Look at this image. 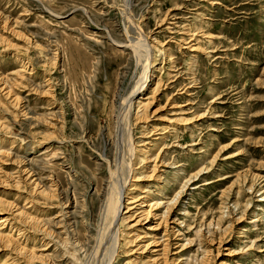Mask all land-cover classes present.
Returning a JSON list of instances; mask_svg holds the SVG:
<instances>
[{
  "label": "rangeland",
  "instance_id": "rangeland-1",
  "mask_svg": "<svg viewBox=\"0 0 264 264\" xmlns=\"http://www.w3.org/2000/svg\"><path fill=\"white\" fill-rule=\"evenodd\" d=\"M125 1L0 0V264H106ZM131 4L155 50L112 264H264V0Z\"/></svg>",
  "mask_w": 264,
  "mask_h": 264
},
{
  "label": "bare ground",
  "instance_id": "bare-ground-1",
  "mask_svg": "<svg viewBox=\"0 0 264 264\" xmlns=\"http://www.w3.org/2000/svg\"><path fill=\"white\" fill-rule=\"evenodd\" d=\"M124 6H125L124 7V16L126 17V18L125 17L124 18L128 19V24H130L132 27H134V30L136 29L137 36H138L137 40L135 41L136 43H134V41L132 42V40L128 34L129 28L124 27L123 31H124L125 38H126V42L124 43V47L129 49L132 53L129 66H134L135 70H137L138 76H135V71L134 72H128L127 71V73L121 77V79H120L121 82L119 83L120 87H122L124 85V83L127 79H129V80L131 79L132 81H134L133 79L135 77L136 78H135V82L133 83L134 85L132 86L130 92L127 95H124V97H122L120 95L122 91L124 92V88H119L118 93H117L118 100L116 103V109L114 107V109H115V111H114L115 118L114 119H115V124H116V127H115V129H116V131H115L116 132L115 133V135H116L115 153L113 155V158L110 159V161H109L110 163L107 161V163H109L111 165L112 171L110 173V177L108 179L107 186L105 187V196L107 198L105 197V201H104L105 203H111L110 216H111V220H112V222L110 221L111 222V224H110L111 227L109 230L110 238L109 239L107 238L109 241L108 243L110 245V248L108 247L109 252H108V259L105 262L106 264H112V258L115 254L116 243H117L116 242L117 241V232H118L117 221L125 219V218L121 217V215H120L121 214L120 211H121V207H122V197L124 196V190H125V186H126L127 182L129 181V176L134 175V172H135V169L132 167V163L136 160V153L138 151H137L135 144L132 141L131 137L133 136L134 128H136V123L140 122V120H143L146 118L145 117V111H146L147 105L149 103V102H146L145 104H142L139 100L134 102L133 96L135 93L144 92L146 90V89H143L144 86L146 87L147 84L150 82V79H151L150 69H151V63L153 62L151 50H155V47H153L152 44L149 42V39L147 38V36L144 33V31L142 30V28L138 25H135V23L133 21L134 19L132 18V14H131V10H132L131 0H126ZM190 41H192V40H190ZM54 54H55L54 55L55 58L53 59V62H56V55H58V52L55 50ZM107 72H108V78L107 79L109 80V82H107L108 83L107 84L108 85L107 86L108 91H106V90L105 91H106L107 95H110V93H111L110 92V85H112V77L114 75V72H113V69H107ZM44 82L47 83L50 81H48V79H46V80H44ZM156 88H158V86ZM125 90H126V88H125ZM0 91L1 92L5 91L6 98L12 97V91L6 82H4L2 85L0 84ZM157 91H158V89H157ZM52 92H55V90L51 91V87H50L46 91L47 94H45V93L44 94L48 96V95H51ZM153 92H156V89H154ZM141 100H147V97H142ZM135 109H136V112L134 113ZM132 117H134V123L132 122L133 121ZM153 130L157 131L160 129H159V127H154ZM106 160H108V157L106 158ZM133 165H134V163H133ZM36 186L37 185H35V188H36ZM33 191H34V189H33ZM41 192H43V191H41ZM111 192H113L112 198H110L109 194H108ZM175 198L176 197H174V199L171 200V202L173 201V204L176 202ZM140 199H141V197L138 199L133 198L130 201H128L126 204L130 205V206L126 209L125 213L126 212L130 213L131 210L135 209L138 205V204H136V202H139ZM170 203H167L166 205H169ZM160 204H162V203H160L158 200L153 199L152 201H150L149 204H146L145 206H148L149 208H153L154 210H159V208L161 207ZM139 205L141 206V204H139ZM6 206L9 207L10 213L9 212L8 213L10 216H12V215L13 216H16V215L25 216L26 215V213L23 212V210L19 211V209L17 210L16 208H15V210H13L11 208L13 206L10 203L6 204ZM169 207L166 208L167 213H169L172 209ZM128 218H131V216H129ZM161 218L165 219V215H162ZM26 219H28L29 221H31V220L36 221L35 219L30 218V216H28V215H26ZM8 221L9 220L7 219V217H1L0 218V241H6V240L8 241L9 240V238L6 235H4V231H2L6 228ZM43 226L44 225H42L40 227V231H42V233H47L48 231ZM134 226H135V224H133L131 226V228ZM49 232H50V230H49ZM49 232L47 233V235L51 236V233H49ZM165 236L166 235H163V237H165ZM163 237H161V239H163ZM155 238H156V240L158 239V237H156V236H155ZM158 240H160V239H158ZM166 240L167 239H165L163 241H166ZM154 242H156V241H154ZM151 244H153V243H151ZM161 244H163V243H161ZM159 245H160V243H159ZM159 245H157V247ZM144 248L146 249V247H144ZM104 249H105V247L103 248V250ZM44 250L45 249L43 248L40 251H44ZM16 251H17L16 255L21 254L22 248H19ZM154 252H157V251H154ZM41 257H43V256L41 255ZM132 262H134V261H132Z\"/></svg>",
  "mask_w": 264,
  "mask_h": 264
}]
</instances>
